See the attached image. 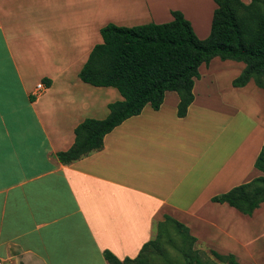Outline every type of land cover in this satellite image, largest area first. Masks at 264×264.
Returning a JSON list of instances; mask_svg holds the SVG:
<instances>
[{
  "label": "crops",
  "instance_id": "obj_1",
  "mask_svg": "<svg viewBox=\"0 0 264 264\" xmlns=\"http://www.w3.org/2000/svg\"><path fill=\"white\" fill-rule=\"evenodd\" d=\"M216 7L214 0H0V264H109L107 250L135 258L166 215L197 241L234 252L227 238L251 218L212 197L262 173L255 161L264 90L253 80L232 85L244 62L202 64L186 116L177 114L178 93L168 91L160 109L146 105L109 132L102 149L70 164L58 157L79 123L105 118L110 100L122 97L79 77L104 26L164 23L181 10L205 39ZM219 72L231 74L227 97L219 96ZM219 231L225 247L214 243Z\"/></svg>",
  "mask_w": 264,
  "mask_h": 264
},
{
  "label": "trees",
  "instance_id": "obj_2",
  "mask_svg": "<svg viewBox=\"0 0 264 264\" xmlns=\"http://www.w3.org/2000/svg\"><path fill=\"white\" fill-rule=\"evenodd\" d=\"M210 34L204 39L196 33L192 22L181 10H173V19L164 23L150 22L137 26L107 24L101 29L103 42L98 43L79 73L82 81L98 87L116 88L122 99L109 103V114L103 119L87 118L75 128V142L58 152L62 163L70 164L93 151L103 148L105 136L126 119L140 114L146 105L160 109L168 91L180 97L177 114L187 115L193 103L195 80L200 67L212 59L245 63V68L233 79L234 87H244L250 81L264 90V0H214ZM49 87L52 80L44 79ZM261 175L212 197V201L227 203L245 215H253L264 203V144L255 161ZM188 240L187 262L211 264L198 251L190 249L197 238L184 223L166 215ZM160 232L141 249L135 258L120 260L105 251L109 264H148L151 252L161 249ZM214 255L228 264H242L236 254Z\"/></svg>",
  "mask_w": 264,
  "mask_h": 264
},
{
  "label": "rangeland",
  "instance_id": "obj_3",
  "mask_svg": "<svg viewBox=\"0 0 264 264\" xmlns=\"http://www.w3.org/2000/svg\"><path fill=\"white\" fill-rule=\"evenodd\" d=\"M145 24V23H144ZM142 25V23L134 24L132 26ZM126 26V25H125ZM128 26V27H132ZM211 26V24H210ZM211 31V27H210ZM217 66V65H216ZM205 69V68H204ZM231 74L219 72V80L217 83V88L219 90V96L223 95L231 85L228 80ZM115 91L120 95L119 91L115 88ZM217 96V94H215ZM105 96L107 99H112V94L106 92ZM227 97V93L224 94ZM123 97H121L122 99ZM114 101V100H110ZM238 214H243L236 208L234 209ZM254 215H251L250 221H244L241 224L239 221V231L235 232L234 238H227V241L231 243L233 253L236 254L238 260L242 264H264V203L260 208L257 209ZM235 215V214H234ZM243 216V215H240ZM243 218V217H242ZM232 219V218H231ZM221 225H213L211 228L219 230ZM160 232L161 234V249L151 252L149 255L148 264H184L187 262L186 251L189 248V241L184 238V236L176 229L174 224L171 222L164 223L162 226L159 224L156 226V235ZM216 238L214 243L225 247L227 243L223 239L227 237L226 234H222ZM195 250L199 252L200 257L210 262L211 264H228L226 262L218 259L212 250H216L222 254L232 253L227 249H220L211 244H207L196 241L192 244L189 250ZM130 264V263H129Z\"/></svg>",
  "mask_w": 264,
  "mask_h": 264
},
{
  "label": "built area",
  "instance_id": "obj_4",
  "mask_svg": "<svg viewBox=\"0 0 264 264\" xmlns=\"http://www.w3.org/2000/svg\"><path fill=\"white\" fill-rule=\"evenodd\" d=\"M38 90H42L45 88V84L44 83H39L37 86Z\"/></svg>",
  "mask_w": 264,
  "mask_h": 264
}]
</instances>
